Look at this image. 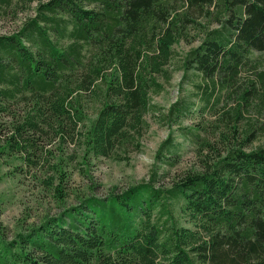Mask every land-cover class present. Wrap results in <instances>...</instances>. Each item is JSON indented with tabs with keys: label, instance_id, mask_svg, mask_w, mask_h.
Here are the masks:
<instances>
[{
	"label": "trees",
	"instance_id": "1",
	"mask_svg": "<svg viewBox=\"0 0 264 264\" xmlns=\"http://www.w3.org/2000/svg\"><path fill=\"white\" fill-rule=\"evenodd\" d=\"M33 4L17 32L0 35V164L37 170L38 136L50 135L127 161L142 149L152 95L172 79L174 46L200 39L183 67L214 90H236L249 56L264 55V0H0V11ZM255 96L250 83L233 117L220 116L217 141L183 132L199 162L171 190L152 179L81 200L11 241L0 236V264H264V147L249 149L256 129L240 141L237 125ZM172 139L156 153L169 152V167ZM171 200L193 228L167 216Z\"/></svg>",
	"mask_w": 264,
	"mask_h": 264
},
{
	"label": "rangeland",
	"instance_id": "2",
	"mask_svg": "<svg viewBox=\"0 0 264 264\" xmlns=\"http://www.w3.org/2000/svg\"><path fill=\"white\" fill-rule=\"evenodd\" d=\"M14 10L0 11V35L17 32L25 19L34 16L36 5ZM200 42L198 38L174 46L176 57L172 63V79L168 84L163 81L165 89L152 95L154 109L147 114L150 127L140 141L142 149L130 152L127 161L86 156L85 149L78 144V137L75 142L68 139L62 142L53 135L38 136L37 170L27 169L21 161L2 159L0 236L11 241L33 226H40L47 218L78 205L81 200L120 196L131 187L149 184L152 179L155 189L171 190L175 179L199 162L193 143L183 132L195 131L217 141L220 116L228 113L233 117L241 101L237 97L250 87V83L256 88L257 96L249 97L247 104L239 109L241 117L237 125L241 134L238 137L242 141L243 132L252 127L256 129V140L249 149L264 147V55L254 53L249 56L252 61L240 70L236 90H214L211 80L183 67V59ZM209 94H212L211 100L206 102L204 97ZM180 100L181 113L176 110L171 113L172 107ZM169 136L173 138V145L178 147L176 163L170 167L166 164L170 156L167 150L160 161L156 158ZM168 205L167 216H172L173 222L193 228L183 214L182 200H171Z\"/></svg>",
	"mask_w": 264,
	"mask_h": 264
}]
</instances>
